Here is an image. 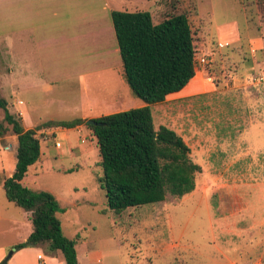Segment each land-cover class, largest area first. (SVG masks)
Wrapping results in <instances>:
<instances>
[{"label": "rangeland", "instance_id": "rangeland-1", "mask_svg": "<svg viewBox=\"0 0 264 264\" xmlns=\"http://www.w3.org/2000/svg\"><path fill=\"white\" fill-rule=\"evenodd\" d=\"M113 9L149 10L155 23L173 12L190 19L199 71L189 85L201 84L200 73L213 82L150 106L156 129H175L203 166L195 189L116 212L98 181L100 150L87 123L39 129L41 158L24 184L52 191L66 209L58 215L65 234L79 236V264H264V0H0V94L10 111L35 128L147 105L126 79ZM85 27L98 34L89 44L76 36ZM7 125L0 245L8 255L25 231L10 219L26 211L1 184L17 162Z\"/></svg>", "mask_w": 264, "mask_h": 264}, {"label": "trees", "instance_id": "trees-1", "mask_svg": "<svg viewBox=\"0 0 264 264\" xmlns=\"http://www.w3.org/2000/svg\"><path fill=\"white\" fill-rule=\"evenodd\" d=\"M111 18L126 79L147 105L95 118L102 125L88 124L78 117L26 128L22 117L10 111L8 100L0 94V107L4 109L0 137L9 130V124L18 140L16 169L4 179L3 186L10 201L31 212L33 225L29 237L15 247L48 245V252H62L66 264H79V236H67L58 215L66 209L52 191L22 182L41 158L39 129L87 123L100 150L102 174L98 181L110 208L118 213L131 206L163 201L168 193L183 196L195 189L196 174L202 171L181 134L167 125L156 129L150 106L182 90L197 74V50L188 15L173 12L155 23L149 10L114 9Z\"/></svg>", "mask_w": 264, "mask_h": 264}, {"label": "crops", "instance_id": "crops-1", "mask_svg": "<svg viewBox=\"0 0 264 264\" xmlns=\"http://www.w3.org/2000/svg\"><path fill=\"white\" fill-rule=\"evenodd\" d=\"M64 1H72L73 2L74 0H64ZM110 14H111V12H110ZM83 15L86 16L85 13ZM253 19H255V18H253ZM97 35L98 34H96L94 28L85 27L82 31L77 33L76 36L78 37V39L81 38L82 41L86 40V43L89 44V41L91 43ZM258 41H260L259 38H255V39L251 38V45H254V44L257 45ZM252 48H256V47L252 46ZM95 49L96 48H95V45H94L93 50H95ZM116 50H118L117 47H116ZM248 63H250V65H251V60H248ZM200 76H201V81H202L201 84L189 85L190 84V82H189L182 90L170 94L167 97V100H169L170 98H175V97H178V96H185V95H188V94H202V93H205V91H207L208 88L206 86H204L203 83L204 82H213V81H209V79L207 78L208 75H202L200 73ZM248 81H249V79H248ZM233 82H234L233 79L230 77L229 78V83L232 85ZM189 86H192V88L189 89L191 92L188 91V87ZM184 90L186 91V93H184L185 92ZM180 92H183V95H177ZM167 100H165V101H167ZM100 116H102V115H100ZM100 116H92V117H100ZM77 127L80 128L81 125H79ZM53 128H55L56 133H57L62 127H53ZM202 170H203V166H202ZM27 176H28V174L22 180L23 183L26 180ZM1 184L2 185L4 184V180L1 181ZM34 189H40V188H34ZM24 211H26V210L24 209ZM25 216L26 217L24 219H22V220L21 219L19 220V219H16V218L10 219L11 222L16 224L15 227L17 229H20L22 227L25 228L24 233L21 236H19L20 239H19V241L17 243L25 241L29 237L31 232L33 231L31 212L26 211ZM15 227H14V229H16ZM6 247H7L6 245H0V263L7 256V248ZM43 251H45V249L43 247H41V246H28V247H24V248H21V249H17L16 248L15 252L10 257V259L7 262V264H66V261H65L63 255H62L61 251H56V252H53V253H50V252L44 253ZM39 255H42L43 257L40 258ZM261 261H262V259L259 260L258 263L261 264Z\"/></svg>", "mask_w": 264, "mask_h": 264}, {"label": "water", "instance_id": "water-1", "mask_svg": "<svg viewBox=\"0 0 264 264\" xmlns=\"http://www.w3.org/2000/svg\"><path fill=\"white\" fill-rule=\"evenodd\" d=\"M87 123L88 124H94V125H102L103 124L102 122L98 121L95 118L87 119ZM15 250H16V247H13V249L9 252V254L7 255V257L5 258V260L3 261L2 264H7L8 260L13 255V253L15 252Z\"/></svg>", "mask_w": 264, "mask_h": 264}, {"label": "built area", "instance_id": "built-area-1", "mask_svg": "<svg viewBox=\"0 0 264 264\" xmlns=\"http://www.w3.org/2000/svg\"><path fill=\"white\" fill-rule=\"evenodd\" d=\"M200 60H201V62H206L205 57L201 58ZM58 145L61 146V144L59 142H58ZM39 257L42 258L43 256L42 255H39Z\"/></svg>", "mask_w": 264, "mask_h": 264}, {"label": "bare ground", "instance_id": "bare-ground-1", "mask_svg": "<svg viewBox=\"0 0 264 264\" xmlns=\"http://www.w3.org/2000/svg\"><path fill=\"white\" fill-rule=\"evenodd\" d=\"M198 75V74H197ZM197 78V77H196Z\"/></svg>", "mask_w": 264, "mask_h": 264}]
</instances>
